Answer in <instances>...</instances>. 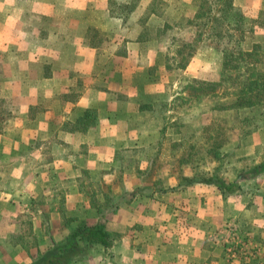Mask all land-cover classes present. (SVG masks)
<instances>
[{
    "label": "crops",
    "instance_id": "0c3cea01",
    "mask_svg": "<svg viewBox=\"0 0 264 264\" xmlns=\"http://www.w3.org/2000/svg\"><path fill=\"white\" fill-rule=\"evenodd\" d=\"M164 1L176 22L185 13L194 16L199 10L195 0ZM238 1L248 9L264 11V0H232L234 7ZM151 2L0 0V98L4 104L0 107V248L6 253L0 254V264H30L28 250L12 241L15 228L22 224L23 215L37 220L34 200L61 187L70 191L69 203L84 206L88 224L103 222L109 231L126 233L116 262L108 257L107 264L231 261L219 245L220 228L241 214L232 212L221 219L220 210L208 213L203 205L196 206L202 210L188 214L177 245L171 241L173 232H164L166 216L162 214L164 241L153 244L150 214L136 213V221L129 223L120 213L115 217L92 208L91 200L78 190L79 181L87 177L82 172L100 175L118 167V151L138 149L146 140L154 147L160 131L147 127L146 107L154 112L155 105L165 99L171 106L181 94L179 82L166 92L155 76L154 66L163 65L168 44L151 30L163 28L167 20L158 21L160 14L152 10ZM214 56L213 50L199 51L183 73L218 81V71L210 73L207 65ZM197 185V194L214 189ZM260 186L264 205V183ZM183 193L187 202L204 200V193L195 198L187 189ZM108 220H116V225ZM260 220L264 224V215ZM128 238L132 243L127 244Z\"/></svg>",
    "mask_w": 264,
    "mask_h": 264
},
{
    "label": "rangeland",
    "instance_id": "374dc122",
    "mask_svg": "<svg viewBox=\"0 0 264 264\" xmlns=\"http://www.w3.org/2000/svg\"><path fill=\"white\" fill-rule=\"evenodd\" d=\"M195 1L197 14L185 13L178 22L175 15L166 12L168 2L150 3L152 10L160 14L158 21L167 20L158 31L147 30L166 38L168 44L163 65L154 66L155 76L166 92L172 91L174 82H179L181 91L171 106L165 99L155 105L154 112L153 107H146L147 127L160 131L154 147L150 148L146 140V145L138 149L118 151V167L100 175L82 172L87 177L79 181L78 190L91 200L92 208L113 216L120 213L129 223L136 221V213L150 214L155 231L153 244L164 241L163 215L164 232H173L171 241L177 245L188 214L202 210L196 206L203 205L208 213L220 210L221 219L232 212L241 214L221 226L219 245L231 259L229 264H264V224L260 220L264 215L260 194V185L264 183V94L255 99L244 87L248 74L254 79L255 71H264V11L248 9L239 1L237 7L232 0ZM257 44L261 46L256 47ZM203 50L214 51L215 56L208 58L207 65L210 73L218 71V81L183 73L193 56ZM158 62L162 63L160 58ZM162 71L169 75L164 77ZM238 96L241 99L237 102ZM251 97L256 102L253 105L247 104ZM3 105L0 98V107ZM209 179H224L228 183L236 180L239 187L234 192L222 191L214 183L204 182ZM87 180L90 182L84 187ZM201 183L214 189L197 194V184ZM185 189L189 195L192 193L191 198L204 193L205 201L189 198L191 201L187 202ZM47 193L34 200L33 212L38 219L23 215L22 224L15 228L12 241L22 244L28 253L44 249L52 239L63 240L84 219V206L69 203L70 191L66 187ZM232 194L236 196L229 197ZM71 196L75 200V193ZM247 207L251 208L249 213L244 212ZM110 222L116 225L117 221ZM111 232L115 237L113 246L95 247L89 259L81 257L74 264H103L102 260L107 264L108 257L116 262L126 233ZM126 241L130 244L133 240ZM0 250L1 255H6Z\"/></svg>",
    "mask_w": 264,
    "mask_h": 264
},
{
    "label": "trees",
    "instance_id": "16d2710c",
    "mask_svg": "<svg viewBox=\"0 0 264 264\" xmlns=\"http://www.w3.org/2000/svg\"><path fill=\"white\" fill-rule=\"evenodd\" d=\"M260 46L256 45V47ZM242 54H246V52ZM253 76L254 79H250L251 73L248 74L244 87L256 99L258 95L264 94V87L262 85L264 71H255ZM240 99V96H238L236 101L238 102ZM255 103L251 97L247 104L253 105ZM204 182L214 183L218 188L226 192H234L237 189L236 187H239L236 180L231 183L226 182L224 179L216 181L209 179L204 180ZM114 241V235L106 229L103 222L90 225L83 219L63 240L52 239L44 249L38 250L35 254L30 253V264H74L79 258L85 259L88 257L91 250L97 245L109 248L114 244Z\"/></svg>",
    "mask_w": 264,
    "mask_h": 264
}]
</instances>
